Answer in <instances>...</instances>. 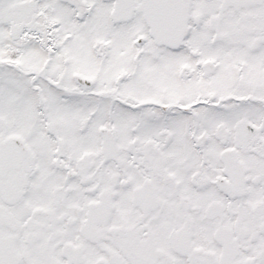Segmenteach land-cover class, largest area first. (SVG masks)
Masks as SVG:
<instances>
[{"label": "snow or ice", "instance_id": "1", "mask_svg": "<svg viewBox=\"0 0 264 264\" xmlns=\"http://www.w3.org/2000/svg\"><path fill=\"white\" fill-rule=\"evenodd\" d=\"M0 264H264V0H0Z\"/></svg>", "mask_w": 264, "mask_h": 264}]
</instances>
